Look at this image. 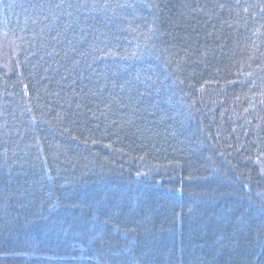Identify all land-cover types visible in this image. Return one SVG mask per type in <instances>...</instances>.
<instances>
[{
    "label": "trees",
    "instance_id": "obj_1",
    "mask_svg": "<svg viewBox=\"0 0 264 264\" xmlns=\"http://www.w3.org/2000/svg\"><path fill=\"white\" fill-rule=\"evenodd\" d=\"M0 264H264V0H0Z\"/></svg>",
    "mask_w": 264,
    "mask_h": 264
}]
</instances>
